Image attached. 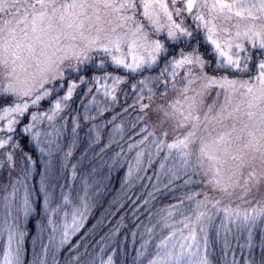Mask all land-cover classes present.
Instances as JSON below:
<instances>
[{
    "label": "snow or ice",
    "instance_id": "6c2138e0",
    "mask_svg": "<svg viewBox=\"0 0 264 264\" xmlns=\"http://www.w3.org/2000/svg\"><path fill=\"white\" fill-rule=\"evenodd\" d=\"M0 240L264 264V0H0Z\"/></svg>",
    "mask_w": 264,
    "mask_h": 264
},
{
    "label": "rangeland",
    "instance_id": "374dc122",
    "mask_svg": "<svg viewBox=\"0 0 264 264\" xmlns=\"http://www.w3.org/2000/svg\"><path fill=\"white\" fill-rule=\"evenodd\" d=\"M31 224V223H30ZM31 226L33 227V225L31 224ZM29 227H30V225H29ZM2 253H3V241L2 240H0V259H2L3 258V255H2Z\"/></svg>",
    "mask_w": 264,
    "mask_h": 264
},
{
    "label": "trees",
    "instance_id": "16d2710c",
    "mask_svg": "<svg viewBox=\"0 0 264 264\" xmlns=\"http://www.w3.org/2000/svg\"><path fill=\"white\" fill-rule=\"evenodd\" d=\"M24 142H25V143H27V141H26V140H25ZM31 227H32V226H31V224H30V228H31Z\"/></svg>",
    "mask_w": 264,
    "mask_h": 264
}]
</instances>
